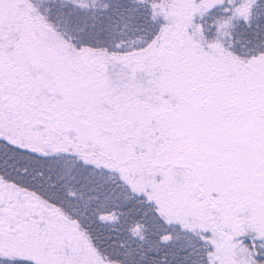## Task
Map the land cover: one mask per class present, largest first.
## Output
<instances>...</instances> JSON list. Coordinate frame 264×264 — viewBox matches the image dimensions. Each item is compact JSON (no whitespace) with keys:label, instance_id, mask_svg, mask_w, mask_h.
I'll use <instances>...</instances> for the list:
<instances>
[{"label":"snow or ice","instance_id":"obj_1","mask_svg":"<svg viewBox=\"0 0 264 264\" xmlns=\"http://www.w3.org/2000/svg\"><path fill=\"white\" fill-rule=\"evenodd\" d=\"M0 264H264V0H0Z\"/></svg>","mask_w":264,"mask_h":264}]
</instances>
